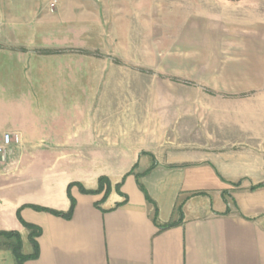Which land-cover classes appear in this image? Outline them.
I'll use <instances>...</instances> for the list:
<instances>
[{"label":"crops","instance_id":"0c3cea01","mask_svg":"<svg viewBox=\"0 0 264 264\" xmlns=\"http://www.w3.org/2000/svg\"><path fill=\"white\" fill-rule=\"evenodd\" d=\"M173 45L127 48L124 71L97 55H33L31 72L5 75L0 230L18 231L25 255L17 212L41 230L23 264H264V22L192 16ZM100 176L123 194L96 207L100 194L73 185L70 218L32 207L67 212L69 183L95 189ZM2 241L0 264H16Z\"/></svg>","mask_w":264,"mask_h":264},{"label":"rangeland","instance_id":"374dc122","mask_svg":"<svg viewBox=\"0 0 264 264\" xmlns=\"http://www.w3.org/2000/svg\"><path fill=\"white\" fill-rule=\"evenodd\" d=\"M197 15L264 22V0H0V86L13 83L6 74L31 72L33 55H97L124 71L127 48L148 46L150 52L159 45L168 52L180 25ZM12 58L22 61L21 68L10 65ZM12 120V111L0 114L3 127Z\"/></svg>","mask_w":264,"mask_h":264},{"label":"trees","instance_id":"16d2710c","mask_svg":"<svg viewBox=\"0 0 264 264\" xmlns=\"http://www.w3.org/2000/svg\"><path fill=\"white\" fill-rule=\"evenodd\" d=\"M140 176H141V174L135 175L137 185L144 192L146 200L149 203L154 205L155 214H156L157 210H156L155 204L152 201V199L148 196L143 185L141 184V182L139 180ZM73 185H77L79 187V190L82 193L100 194L101 195L100 199L94 203L96 207H99L100 204L106 200V198L109 196L110 192L113 189L116 192L123 194L120 191L121 182L112 185V183L110 182V180L107 176H100L97 180V187L95 189H86L81 184H79L77 182L69 183V185L67 187V194H68V197L70 199V207H69L67 212H61V211H57L54 209H49L46 207H41V206H36V205H32V207L38 211H46V212H49V213L57 215V216H62L64 218H70V216L73 212L74 206H75V199L72 197V195L70 193V188ZM259 185H262V184H259ZM259 185H257V186H259ZM254 187H256V186H254ZM254 187H252V188H254ZM223 195H224L223 196L224 199L227 201V199L225 198L226 192H224ZM176 211H177L178 215L182 214V204L181 203L177 206ZM227 211H229V208L226 209V212ZM17 217H18L19 221L29 230L28 238H29V241L33 247V252L31 254H28V255H25L22 253V251H21L22 244H21L20 234L16 230H0V238L3 240L2 245L8 247L12 251L14 258H15V261H16V264H23V262L25 260L36 258L38 256L39 248H38V243H37L36 237H38L41 230L37 225H34V224H31V223L24 221L21 218L19 211L17 212ZM154 223L157 224L156 215H154ZM176 223H177V220H174V221L172 220V221H170V222H168L162 226L169 227V226L175 225Z\"/></svg>","mask_w":264,"mask_h":264},{"label":"built area","instance_id":"2783aa9c","mask_svg":"<svg viewBox=\"0 0 264 264\" xmlns=\"http://www.w3.org/2000/svg\"><path fill=\"white\" fill-rule=\"evenodd\" d=\"M10 142H11V135L8 133H5L3 135V143L0 145V155L3 158L5 157L6 145H8Z\"/></svg>","mask_w":264,"mask_h":264}]
</instances>
